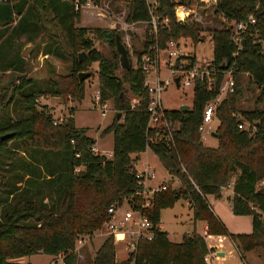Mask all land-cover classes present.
I'll list each match as a JSON object with an SVG mask.
<instances>
[{
	"label": "trees",
	"instance_id": "1",
	"mask_svg": "<svg viewBox=\"0 0 264 264\" xmlns=\"http://www.w3.org/2000/svg\"><path fill=\"white\" fill-rule=\"evenodd\" d=\"M72 1L0 2V72L11 75L0 96V161L2 164L3 158L13 159L5 162L7 173L1 184L0 264H30L14 259L37 252L59 255L62 264H75L76 240L90 237L101 228L110 204L126 200L138 207L135 191L140 186L131 154L146 147L180 185L156 192L151 206L145 209L153 230L150 240L138 241L134 251L116 261L112 236L107 235L90 264H209L204 256L215 249L208 247L196 229L184 234L182 241L172 242L160 227L159 211L171 207L179 198L189 201L195 222H206L208 234L229 237L242 256L264 249V57L259 43H264V0H218L212 14H217L224 26L210 30L213 59L208 67L213 69L214 81L209 85L205 79L195 80L189 108H163L170 138L155 139L148 145L147 135L153 136L154 130L146 134L148 95L138 57L152 43L162 49L168 39H190L193 44L204 40L199 25L193 18L176 21L172 0H157L154 12L159 24L155 33L149 34L145 25L141 49L131 51L134 65L129 57L130 67L120 69L113 41H105L101 35L106 28L78 25L80 11L85 7L74 10ZM93 1L98 4L101 0ZM102 1L116 6L122 0ZM127 2L124 21L146 23L149 16L144 0ZM250 14L255 24L242 34L238 48L226 22L242 20ZM47 17L74 55L67 74L39 82L26 75L27 62L20 49L41 33ZM164 18L167 26H161ZM109 30L119 33L115 28ZM20 38L22 41L17 42ZM96 40L110 47L107 55L95 47ZM80 52L83 56L78 58ZM42 54L64 57L54 42L43 47ZM187 59L192 63L196 57ZM224 62L227 68L233 67L235 86L216 106L217 145L208 146L199 126L206 103L219 93L225 70L220 65ZM91 63H96L100 100L111 99L120 111V116L116 118V112L101 131L112 134L109 156L90 150L94 139L74 125L70 112L63 115L61 123L52 124V111L37 104L39 97L64 94L80 101L84 79L79 81L77 73L86 71ZM248 90H252L249 98L253 104L245 106ZM133 98L137 102L131 106ZM10 104L17 106L18 116L10 115ZM238 114L255 124V132L238 127ZM165 133L159 128L160 135ZM25 154L28 158L23 157V163L13 162V157ZM230 182L233 193L227 198H231L232 212L251 216L249 233L230 232L207 201L208 195L222 197V188Z\"/></svg>",
	"mask_w": 264,
	"mask_h": 264
},
{
	"label": "rangeland",
	"instance_id": "2",
	"mask_svg": "<svg viewBox=\"0 0 264 264\" xmlns=\"http://www.w3.org/2000/svg\"><path fill=\"white\" fill-rule=\"evenodd\" d=\"M115 5L116 6H111L110 4L108 5L106 2L101 0L98 3L97 8H93L90 5L86 6L85 10L80 11V20L78 25L98 26L106 29L115 28L117 31H119L120 39L126 46L130 61L132 65H134L135 60L134 56L132 57L131 55V51L134 49H141V35L145 24L136 23L132 26L131 24L124 26L122 22L124 20L123 18L127 3L126 1L122 0L120 2H116ZM97 12H101L103 15H99ZM212 13H203L201 16V21L194 20L197 25H199V29L201 34L204 36V40H200L196 44H193L190 39H185L184 42L186 49L191 51L195 55L196 59L201 63L210 62L213 59V42L210 30L224 26L222 24L221 18L217 14L214 15ZM114 14L117 16L123 15V18L118 19ZM48 17L43 23L41 33L39 32L32 42L23 43L22 48L20 49L21 55L27 62V67L25 69L26 75L39 82L45 81V79L50 77L55 78L56 75L67 74L69 72L72 57L74 55L72 50L68 49L66 46L67 44L62 39L57 28L52 25V22H49L48 19L50 17ZM19 41H22V38L18 39L17 42ZM51 42L56 43V46L62 51L64 55L63 58L54 55L42 54L43 47L49 45ZM94 45L104 55H107L110 50V47L101 40H96ZM86 71H88L89 74L83 80L84 93L80 101H76L67 96V94H64L62 96L39 97L37 104L46 105L47 109L52 111L53 117H57L61 114L65 116L70 112L74 121V125L77 128H82L86 135L94 139L95 142L93 146L98 150V153L108 155L107 153L110 152L112 146V134H102L101 131L111 122L115 113L120 111H117L111 99H107L105 100V112L103 115L100 114L99 106L95 107L92 102L93 97L98 90L95 73L96 63H91L90 66L87 67ZM166 75L167 71L162 65L160 77L164 78ZM10 76L11 75L8 72H0V96L1 92L4 90L3 87L8 84V79ZM251 94L252 90L245 92L246 98L243 102L245 106L253 104V100L249 98ZM247 98L248 100H246ZM192 101L193 87L184 86L181 83L179 87H176L174 84L170 83L161 93V103L162 107L165 109H176L182 104L191 106ZM11 107L12 104L8 106V109H10V115L13 117L18 116L20 112L18 111L17 106L13 105L14 108L12 107V110ZM2 111L3 110L1 108L0 101V121L1 115L3 114ZM207 125H210L211 129L214 130L218 126V120L213 119V121ZM203 142L208 146L217 145V139L212 135H206L203 138ZM131 156L135 159L134 166L136 167V170H141L145 167L153 170L155 178L150 180V184H158L166 181L167 189L170 190L176 189V187L180 185V181L164 169V167L149 148H146L144 151L139 153L131 154ZM23 157L28 158L26 154L24 156L18 155L17 157H13L16 158L13 162L15 164L20 162L23 163ZM3 159L5 161L2 164L0 161V195L2 180L5 182L3 176L5 173H7V165L5 162L6 160H13L7 158ZM230 184L231 185L229 187L222 188L223 196L216 198L222 203V209H220V211L217 209L216 210L217 212L224 214V216H226V213H228L230 209L229 202H231V198H226L231 197V195L229 196L228 193L230 191L232 192V182H230ZM212 199L213 197L207 196L208 202H213ZM159 218L161 229L167 233V238L172 242L182 241L184 234L191 232L194 229H196L199 234H204L203 231L205 221H194L193 209L189 201L184 198L177 199L171 207L162 208L159 211ZM226 220H228L229 226L233 230H243L249 226L248 220L240 216L239 218L228 217ZM107 235L108 231L103 224L101 228L94 231L90 237L84 236L81 242L76 241L75 252L77 253V260L75 264H90L96 248ZM207 242L212 246H216L217 248H221L226 251V255L223 259H221L219 256L216 257L214 251L211 258L212 264H264V255H258V253H264V249L252 250L250 252L244 253L242 256L229 237H225L222 240L221 247L218 246V240L215 235L207 237ZM113 244L115 249V259L122 260L126 258L127 255L125 253V245L122 242H113ZM14 260L20 263L30 262L32 264L60 263V257L56 256L51 258L50 255L43 252L21 256L15 258Z\"/></svg>",
	"mask_w": 264,
	"mask_h": 264
},
{
	"label": "built area",
	"instance_id": "3",
	"mask_svg": "<svg viewBox=\"0 0 264 264\" xmlns=\"http://www.w3.org/2000/svg\"><path fill=\"white\" fill-rule=\"evenodd\" d=\"M3 1L5 0H0V2ZM124 1L128 3L127 0ZM144 2L149 16L147 22L144 24L148 26L149 34L155 33L157 25L159 24L158 17L154 12L157 0H144ZM172 2L173 14L176 21H184L189 18H193L195 21H201L203 13L214 12L218 0H172ZM72 3L74 10L88 5L94 8L98 7V4L93 0H73ZM115 17L119 19L123 18V15H115ZM167 22L166 18L162 19L161 26H167ZM122 23L124 26L128 25L124 20ZM134 24L135 23H131V26ZM254 24L255 17L250 14L245 19L226 22L225 27L230 29L232 41L238 46V48H241L242 34ZM184 42L185 39H168L165 43V47L162 49H159L155 43H152L149 44L147 49H145L138 57L141 69L144 72L143 85L148 95V104L146 107L148 115L146 134L148 131L151 132L154 130L153 136L147 135V145L155 139L163 138L167 140L170 138V125L163 116V107L161 103V93L168 84L172 83L176 87H179L180 83L184 86H193L196 79H205L207 83L211 85L214 81V76L212 75L213 69L208 67V62L201 63L195 59V61L190 63V60L187 58L195 55L186 49ZM259 43L261 44L260 52L264 57V43L262 41H259ZM237 53L238 52H235V54ZM162 65L167 71V75L164 78L160 77ZM175 78H177V83L174 81ZM234 86L235 79L233 67H228L224 70V77L219 88V93L216 97L209 100L204 107L203 120L199 126L202 139L206 135H211V132L216 130L211 129L210 125L207 124L213 121V119H217L215 117L217 104L227 93L234 89ZM92 102L95 107L99 106V112L103 115L106 104L105 101L100 100L98 92L94 95ZM136 102L137 99L133 98L131 106ZM238 117V127L240 129L248 128L250 132H255V124L242 119L239 114ZM62 120L63 115H58L57 117H53L52 124L61 123ZM159 128L163 129L166 133L160 135ZM90 150L94 153H98V150L94 146H91ZM107 154V156H109L110 152ZM75 155L77 156L78 153H75ZM75 170L78 169L76 168ZM136 177L138 178L137 183L140 186V188L135 191V196L138 198V207L129 205L126 200L120 204H110L106 209L107 219L103 223L108 231V235L112 236L113 242H122L125 245L126 255L134 251L138 241L150 240L152 238L153 230L148 216L145 213V209H148L151 206L153 195L156 192L164 190L167 186L166 181L158 184H150V180L155 178V174L153 170H150L148 167L137 170ZM230 185L231 184L228 183L224 187H229ZM207 236L209 237L210 234ZM222 239L223 237L221 235H217L219 245H221ZM76 241L81 242L82 240L80 238ZM213 252H209L204 256L206 263L212 264L211 258ZM215 256L217 255L215 254ZM57 257L60 256L57 255ZM59 264H62L61 258Z\"/></svg>",
	"mask_w": 264,
	"mask_h": 264
},
{
	"label": "water",
	"instance_id": "4",
	"mask_svg": "<svg viewBox=\"0 0 264 264\" xmlns=\"http://www.w3.org/2000/svg\"><path fill=\"white\" fill-rule=\"evenodd\" d=\"M103 39L105 41L112 40L113 41V49L115 53L117 54V61H118V66L120 69H128L130 67V61H129V56H128V50L126 46L122 43L120 39V35L117 32H112L109 29L103 30L101 33ZM83 56V52L78 53V58ZM227 63H222L220 65L221 69H226L227 68ZM89 74L88 71H80L77 73L78 80L81 81L85 77H87ZM175 83H177V78L174 79ZM189 108V105L182 104L179 105L178 109L183 110ZM120 116V112L116 113V118ZM211 135L214 137H217V133L215 131L211 132ZM217 256H223L224 252L223 251H216Z\"/></svg>",
	"mask_w": 264,
	"mask_h": 264
},
{
	"label": "crops",
	"instance_id": "5",
	"mask_svg": "<svg viewBox=\"0 0 264 264\" xmlns=\"http://www.w3.org/2000/svg\"><path fill=\"white\" fill-rule=\"evenodd\" d=\"M29 43V42H28ZM136 168V167H135ZM231 192V191H230ZM228 193L229 194V196L231 195V193ZM208 196H210V197H213L212 195H208ZM227 198V197H226ZM228 199V198H227ZM212 201L213 202H209V204H210V206H211V209H212V211H213V213L225 224V226L227 227V229L230 231V232H235V233H237V232H243V233H249V232H251V230H252V223H251V216L250 215H236V214H234L233 212H232V209H231V202H229V204H230V209H229V212L228 213H226V216H224V214H222L221 212V214L219 213V212H217V210L218 211H220V209H222V203H221V201H218V199H216L215 197H213V199H212ZM217 209V210H216ZM239 216L240 217H242V218H246L247 220H248V222H249V226L247 227V228H245V229H243V230H239V229H237V230H233L232 228H230V226H229V222H228V220H226V218H228V217H230V218H239ZM204 234H203V236H204V238H205V240H206V243H207V245H208V247H213V248H215V254H216V251H223L224 252V255L223 256H219V257H221V259H223L224 257H225V255H226V251L224 250V249H221V248H217L216 246H212V245H210L208 242H207V225H206V222L204 223ZM210 236H213V234H210ZM216 237H217V235H215ZM222 237H223V239L225 238V237H227V236H225V235H221ZM222 239V240H223ZM233 243V242H232ZM234 244V243H233ZM221 245H222V243H221ZM221 245H219L218 244V246H220L221 247ZM252 251V250H251ZM250 252V251H249ZM247 253V252H246ZM261 254H263L264 255V253H258V255L260 256ZM216 257H218V256H216ZM51 258H52V256H51ZM116 260V259H115ZM116 261H119V260H116ZM28 263H30V262H28ZM30 264H32V263H30Z\"/></svg>",
	"mask_w": 264,
	"mask_h": 264
}]
</instances>
